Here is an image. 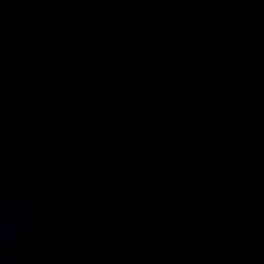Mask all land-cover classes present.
<instances>
[{"label":"water","instance_id":"obj_1","mask_svg":"<svg viewBox=\"0 0 264 264\" xmlns=\"http://www.w3.org/2000/svg\"><path fill=\"white\" fill-rule=\"evenodd\" d=\"M0 264H264V0H0Z\"/></svg>","mask_w":264,"mask_h":264}]
</instances>
